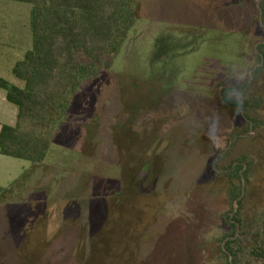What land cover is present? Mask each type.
Listing matches in <instances>:
<instances>
[{
    "label": "rangeland",
    "instance_id": "374dc122",
    "mask_svg": "<svg viewBox=\"0 0 264 264\" xmlns=\"http://www.w3.org/2000/svg\"><path fill=\"white\" fill-rule=\"evenodd\" d=\"M260 2L143 0L112 67L70 96L45 159L22 174L0 160L19 176L0 203V264L226 263L224 215L264 210ZM31 10L0 0V41L30 48ZM226 87L258 118L237 139L250 120ZM242 156L235 200L225 167Z\"/></svg>",
    "mask_w": 264,
    "mask_h": 264
},
{
    "label": "trees",
    "instance_id": "16d2710c",
    "mask_svg": "<svg viewBox=\"0 0 264 264\" xmlns=\"http://www.w3.org/2000/svg\"><path fill=\"white\" fill-rule=\"evenodd\" d=\"M7 1L32 5L33 39L32 46L12 69L20 84L0 76V87L18 109L16 125L6 124L1 130L0 153L39 164L47 156L56 127L69 114L70 96L82 94L87 81L112 67L139 21L143 0ZM259 6L264 24V0ZM263 46H258L261 62H264ZM262 70L261 66L256 73ZM232 90V87L223 90L224 99L250 120L243 131L236 133L237 139L248 133L258 118L250 113L254 105L232 97ZM260 101L257 100V105ZM247 164L250 165L247 157L242 156L225 167L233 183L235 200L245 191L244 180H248V173L242 174V170ZM27 174L25 172L21 178ZM10 191L11 186H0V203ZM239 204L242 207L241 200ZM233 211V215H224V221L232 228L224 236L225 264H264V210L247 219H243L241 209L233 207Z\"/></svg>",
    "mask_w": 264,
    "mask_h": 264
},
{
    "label": "crops",
    "instance_id": "0c3cea01",
    "mask_svg": "<svg viewBox=\"0 0 264 264\" xmlns=\"http://www.w3.org/2000/svg\"><path fill=\"white\" fill-rule=\"evenodd\" d=\"M24 50L22 47L14 46L10 42L0 41V76L8 78L11 82L20 84L19 80L13 75L12 69L15 63L23 57ZM18 116V109L15 104L7 99L6 91L0 87V133L4 125H16ZM2 156V157H1ZM0 160H7L11 164V167L16 171L22 168L21 174L26 168V161L10 156H6L0 153ZM30 162V161H29ZM11 170L6 171L3 175H0V179L5 181L6 186H9L17 178L10 173ZM20 174V175H21Z\"/></svg>",
    "mask_w": 264,
    "mask_h": 264
}]
</instances>
